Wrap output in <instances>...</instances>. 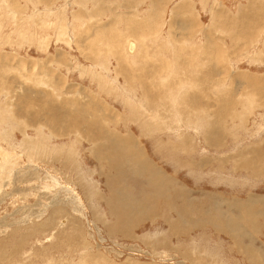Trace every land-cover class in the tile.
I'll list each match as a JSON object with an SVG mask.
<instances>
[{
	"label": "rangeland",
	"instance_id": "obj_1",
	"mask_svg": "<svg viewBox=\"0 0 264 264\" xmlns=\"http://www.w3.org/2000/svg\"><path fill=\"white\" fill-rule=\"evenodd\" d=\"M247 177L264 193V0H0V264H256L260 216L205 212Z\"/></svg>",
	"mask_w": 264,
	"mask_h": 264
},
{
	"label": "crops",
	"instance_id": "obj_2",
	"mask_svg": "<svg viewBox=\"0 0 264 264\" xmlns=\"http://www.w3.org/2000/svg\"><path fill=\"white\" fill-rule=\"evenodd\" d=\"M209 141H212V139L209 138ZM224 142H225V145L221 146L218 149V152H220V153L217 154V156H218V162H219L218 163V171H217V173L211 172L212 175H213V176H211V178H214L215 177L214 174H215L216 177H217V181L219 183L222 182V183H224V185H227V186L230 185V188L233 190V189H235V186L234 185L237 182H239L238 178L236 179V177L238 176V173H237V175L235 173V175L233 177H230L226 173V170H225V167L224 166L225 165L228 166V164H229L231 167H233V170H235V167L234 166L237 165V163H236V161H231V159L232 158L235 159L237 157V155H238V148L235 147V149L233 150L232 149L233 146H231L230 147V149H231L230 154H226V149H227V147H226L227 146L226 145V140H224L223 143ZM230 149H228V150H230ZM211 157L213 158V156H211ZM226 160H228V161H226ZM244 173H246V172H244ZM240 174H241V171L239 172V175ZM225 175L228 176L232 181L234 180V183L235 184L226 183L225 182V177H224ZM250 177L252 178L251 175H250ZM250 177H247V180L248 181L247 180H245V181H246V183L251 184L252 187L248 190L250 192L247 193V195H246V198L247 199H244V200H249L250 199V202L247 201L246 203H243L241 201H237V200H242V199L233 198V202H231V208H230L231 211L229 212V211L224 210V213H228V216L222 215V212L219 211L220 206L222 207L220 201H217L216 200L214 202H211L210 205H213L214 203H216L217 206H219V209L210 208L208 211L205 210L206 214L208 213V218H209V220L207 218V221L208 222L210 221V223H212L218 229H221V227L224 228L225 227V224H226L228 226H231L229 229H234V230H238L237 227L238 226L241 227L240 225L243 224V222H246V221H248L249 224H251V225L255 224L256 222H258L257 218L259 216L261 218L260 221L264 222V219H263L264 218V213H263V211L262 212L261 211H253L250 208V207H253L254 210H259L258 208H260V209L261 208H264V193L263 192L261 193V192L255 191V187H256L255 184L258 183V181L253 182V181L250 180ZM252 183H254V184H252ZM216 189H217V191H220V192L232 193V192L229 191L230 189H227V188L225 189L224 187L218 186ZM225 194H220L219 192H217L215 194V196L216 197H219L220 199H223L224 200V199H226L225 198ZM209 196L213 197L212 194H209ZM229 199H232V198H229ZM207 203H209V202H207ZM147 207L148 206L143 205V207L135 208V209L138 210V212H137L138 214H136V215H139V213L142 212L143 210H145ZM169 207H170V210H172L173 207H174V203L172 202V200H171V203H170V206ZM214 209H216V210H214ZM122 213L125 215L124 210H123ZM123 220L124 219L119 218L118 221H123ZM189 221L187 219L186 222H189ZM134 222H138V221H132L129 226L134 225L135 224ZM239 223H240V225H239ZM126 224L128 225L129 222L126 223ZM116 229L119 230V227L117 226ZM250 232L251 233L253 232V234H254L253 237H254V240H255V245L258 244V245H260L261 248L264 249V241H262V240H264V230H261L258 233L256 231H254V230L253 231H250ZM254 257H256V259L258 257L257 260L255 259L256 264H258L257 261L259 262V258L260 257L261 258H264V254H261L259 256H254ZM93 260L94 261L96 260L99 264H114L113 262L110 263L111 261H109L107 258H105V256L103 255V253H102L101 257L95 258ZM93 260H91V261H93ZM261 264H264V260H263V262Z\"/></svg>",
	"mask_w": 264,
	"mask_h": 264
},
{
	"label": "bare ground",
	"instance_id": "obj_3",
	"mask_svg": "<svg viewBox=\"0 0 264 264\" xmlns=\"http://www.w3.org/2000/svg\"><path fill=\"white\" fill-rule=\"evenodd\" d=\"M135 50H136V44L134 43V42H130L129 43V47H128V51H129V53L132 55L134 52H135ZM130 139V138H129ZM124 142H126V141H124ZM136 146V145H135ZM128 149V148H127ZM127 149H126V151H127ZM131 149V148H130ZM131 152H132V150H131ZM148 166H150V164L148 163ZM163 181H165V180H163ZM158 186H160V185H158ZM119 190V189H118ZM177 197V196H176ZM114 201V200H113ZM112 201V202H113ZM121 205V204H120ZM148 208V207H147ZM146 208V209H147ZM234 208V207H233ZM148 210V209H147ZM144 211V210H143ZM123 212V211H122ZM122 212H120V214L119 215H117L119 218H121V219H125L126 217H125V215L122 213ZM117 213H118V211H117ZM138 216H140V217H142L143 215H142V212H140L139 213V215H137V217H136V215L135 216H133V215H131V216H129V217H127L129 220L131 219L132 221H134L135 219H137V220H135V221H138Z\"/></svg>",
	"mask_w": 264,
	"mask_h": 264
}]
</instances>
